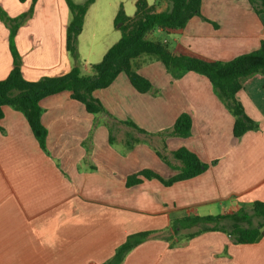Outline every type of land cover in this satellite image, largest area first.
<instances>
[{"label":"crops","instance_id":"0c3cea01","mask_svg":"<svg viewBox=\"0 0 264 264\" xmlns=\"http://www.w3.org/2000/svg\"><path fill=\"white\" fill-rule=\"evenodd\" d=\"M137 1L94 0L77 37L75 61L66 51L72 20L66 0H37L14 39L24 79L57 77L78 64L81 75H92L91 66L121 37L114 24L120 7L128 6L125 15L132 18ZM254 1L264 5V0ZM146 2L157 13L171 7L161 0ZM30 4L0 0V9L15 18ZM157 30L171 37L159 42L176 56L229 61L264 46V10L256 13L250 0H202L200 15L183 29ZM133 65L153 90L139 93L120 74L108 88L93 92L108 114H89L67 91L42 99L45 150L22 113L2 108L0 264H105L130 236L143 232L152 234L122 264H264V237L254 244H235L223 232L207 231L174 247L160 238L170 220L221 216L264 202V76L244 79L236 94L257 129L235 139V119L208 79L193 72L173 79L149 56ZM12 68L9 29L0 21V81ZM181 114L191 117L187 137L158 136L171 130ZM126 121L149 135L120 123ZM162 146L171 166L156 153ZM181 148L209 167L171 186L143 177L126 185L128 177L142 171L164 180L177 175L181 165L171 153ZM259 221L253 219V224ZM230 224L222 222L224 228Z\"/></svg>","mask_w":264,"mask_h":264},{"label":"trees","instance_id":"16d2710c","mask_svg":"<svg viewBox=\"0 0 264 264\" xmlns=\"http://www.w3.org/2000/svg\"><path fill=\"white\" fill-rule=\"evenodd\" d=\"M24 3L26 0H18ZM37 0H31L29 9L15 17L10 18L0 9V21L9 29V50L13 61V68L8 76L0 81V119L3 117L2 108L7 106L25 117L31 132L38 141L41 149L45 150L47 131L41 123L40 101L64 91L70 92L73 100L84 105L86 111L92 115L108 114L101 102L93 96L96 90L108 88L120 74H125L133 88L139 93L153 90L148 80L140 76L133 68L135 59L149 56L157 59L171 75L178 79L184 74L193 72L199 74L210 82L217 98L234 117L232 134L235 139L241 138L246 132L256 130L257 125L249 119L237 100L236 94L242 88V81L254 75L264 76V46L257 51L237 56L229 61H205L188 56H176L171 53L168 46L159 41H153L148 36L156 29L175 31L183 29L188 21L200 15L202 0H161L170 3L168 11L155 12L149 7L146 0H138L134 17H127L120 7L114 24H121L119 29L121 37L104 55L103 59L91 66L92 75H81L79 68L73 67L69 72L57 77H43L38 81L30 82L24 79L21 72V56L15 46V36L18 29L33 15ZM72 14V20L66 29V51L76 61L77 37L82 30L83 18L88 7L94 0H85L82 4H75L66 0ZM256 13L264 10V5L255 4L250 0ZM134 128L137 132L149 135L139 129L132 122H120ZM191 130V117L181 114L169 131L158 134L162 138H185ZM166 147L156 150L160 159L171 166ZM173 159L180 163L178 174L164 180L151 171H142L128 177L126 185L132 186L141 182L138 177L157 179L165 186L176 182L191 179L203 173L209 165L202 163L193 153L181 148L171 153ZM253 219H259L256 225ZM229 220L231 224L224 228L222 222ZM198 228L196 231L181 234V231ZM207 231H220L225 233L235 244H254L264 237V202H254L249 207L242 206L230 214L221 216L189 215L179 219L170 220L160 238L170 242V246H178L193 237ZM151 232H143L130 236L120 246L113 257L105 264H122L126 255L136 246L146 241Z\"/></svg>","mask_w":264,"mask_h":264},{"label":"rangeland","instance_id":"374dc122","mask_svg":"<svg viewBox=\"0 0 264 264\" xmlns=\"http://www.w3.org/2000/svg\"><path fill=\"white\" fill-rule=\"evenodd\" d=\"M170 4V3H169ZM171 6V5H170ZM124 8H125V10H123L124 11V13H125V11H126V13H128V6H124ZM154 10V9H153ZM116 27H118V29H119V27H120V24H118V25H115ZM120 30V29H119ZM121 32V31H120ZM165 39H168V40H170L171 39V37H168V36H166V35H164L163 33H160L157 29L154 31V33H153V35H152V40H155V41H161V42H163ZM77 56H78V54H77ZM78 67L79 68H81V66L78 64ZM134 68V67H133ZM201 213H206V211H203V210H201ZM196 229L195 228H193V229H191V230H185V231H181V234H187V233H191V232H194Z\"/></svg>","mask_w":264,"mask_h":264},{"label":"water","instance_id":"95a60500","mask_svg":"<svg viewBox=\"0 0 264 264\" xmlns=\"http://www.w3.org/2000/svg\"><path fill=\"white\" fill-rule=\"evenodd\" d=\"M121 25V24H120Z\"/></svg>","mask_w":264,"mask_h":264}]
</instances>
